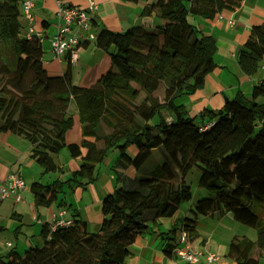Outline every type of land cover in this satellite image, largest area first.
Here are the masks:
<instances>
[{
	"label": "trees",
	"instance_id": "1",
	"mask_svg": "<svg viewBox=\"0 0 264 264\" xmlns=\"http://www.w3.org/2000/svg\"><path fill=\"white\" fill-rule=\"evenodd\" d=\"M21 1L0 0V131L26 139L42 174L67 170L55 160L61 149L82 161L64 180L32 182L34 204H50L63 186L84 188L96 181L112 148L115 186L101 199L95 230L72 208L67 224L43 223L40 243L23 253L10 249L0 264H128L135 239L190 200V214L158 232L164 254L178 245L177 230L190 243L199 236V214L220 218L229 210L256 229V238L233 234L225 255L235 264H264V76L249 95L238 90L218 110L203 108L198 116L178 101L202 87L216 64L215 37L200 31L189 15L214 18L242 0H151L141 15L158 17L159 24L122 31L100 27L92 42L112 45L110 65L88 86L72 83L68 66L61 75L47 74L43 36L21 34ZM236 60L247 76L263 71L264 21L250 28ZM149 76L156 81L150 90ZM70 106L80 122L79 143L65 140L73 123ZM131 146L136 149L129 154ZM191 168L199 172L197 186L206 190L194 198L185 180ZM62 206L70 207L61 197Z\"/></svg>",
	"mask_w": 264,
	"mask_h": 264
},
{
	"label": "crops",
	"instance_id": "2",
	"mask_svg": "<svg viewBox=\"0 0 264 264\" xmlns=\"http://www.w3.org/2000/svg\"><path fill=\"white\" fill-rule=\"evenodd\" d=\"M90 1H93L97 6L90 28L94 33L100 27H106L112 31H122L135 24L152 26L161 22L158 17L141 15L142 7L151 0H32L33 19L31 24L34 33L43 36L41 45L45 42L44 45L48 51L47 55L42 53V62L47 74L50 76L61 75L68 66L72 83L82 86L90 85L100 74L108 70L110 65L108 51L113 49L112 45L97 47L92 41L82 43L78 47V59L70 61L68 65L67 53L62 54L59 59L52 58L49 41L58 29L59 21L56 10L59 4L85 7ZM189 20L200 31L212 34L216 39L214 53L216 64L205 76L203 86L194 93L178 99L180 103L187 106L190 114L198 116V112L203 108L220 107L226 97L234 96L238 90L242 91L245 96L249 95L253 84L264 76V71L260 70L253 76L245 75L236 60L237 50L245 40L250 28L254 24L264 21V0H242L236 9L223 8L214 18L193 16ZM26 30L27 21L22 18L21 34L24 35ZM84 73H87L86 77L79 76ZM151 77L149 76L147 81ZM153 87L146 88L150 90ZM70 109L73 110V123L65 133V140L66 142L79 143L82 137L79 118L75 108L70 106ZM132 149L131 147V153ZM110 152H112L109 153L111 157L108 154L104 162L100 164L99 176L96 181L84 188L63 186L62 192L57 194L56 200L48 205L36 206L33 202L30 184L34 181L50 182L51 178L48 174H42L41 167L38 168L37 163L31 158L30 147L26 139L9 131H0V184L12 173L22 175L25 181L21 201H15L12 196L1 197L0 195V255L7 253L10 249L22 253L21 251L27 247L40 243L42 224L50 221L52 213L58 208V201L61 197L66 206L70 205L67 209L69 216L72 208H75L81 218L87 221L89 227L96 228L101 220V199L115 186L111 165L117 151L114 149ZM55 160L59 166L67 168L65 172L57 173V178L60 180L68 176L71 170L82 166V161L69 156L66 149H61ZM128 173L132 174V169L129 168ZM190 203H192L191 200L187 202L186 209L178 215L175 213L169 218H160L159 225L153 226L149 232L139 235L130 245L131 254L127 258V263L188 264L180 261L173 251L169 255L162 252V240L158 237V232L169 229L173 223L179 224L181 218L190 214L188 209ZM197 231L204 241L201 239L200 243H191L192 246L215 251L219 254V259L212 263L201 261L194 264H235L232 258L225 255L227 242L214 248L208 237L203 236L198 229ZM153 233L156 235L154 236ZM178 234L177 230L176 236Z\"/></svg>",
	"mask_w": 264,
	"mask_h": 264
},
{
	"label": "built area",
	"instance_id": "3",
	"mask_svg": "<svg viewBox=\"0 0 264 264\" xmlns=\"http://www.w3.org/2000/svg\"><path fill=\"white\" fill-rule=\"evenodd\" d=\"M32 6V0H22L20 3L21 17L27 21V30L24 33L26 37L32 35L41 36L39 33H34V28L31 24L33 19ZM96 8L97 6L93 1H90L85 7L58 5L56 10L57 20L59 21L58 29L53 33L49 41L52 58L59 59L62 54L67 53L70 61L78 59L79 45L93 41L95 38V33L90 28ZM68 32L74 33V35L67 37ZM260 67L264 71V60L261 62ZM24 187L23 177L17 173H12L0 184V195L1 197L12 196L15 201H19L21 200V190ZM69 221L70 216L67 208L64 206L58 207L51 215L49 227L54 228L58 225L67 224ZM177 240L179 242L174 247L173 253L184 263L194 264L201 261L212 263L219 259V256L214 251L193 247L187 240V235L183 230L179 231Z\"/></svg>",
	"mask_w": 264,
	"mask_h": 264
},
{
	"label": "rangeland",
	"instance_id": "4",
	"mask_svg": "<svg viewBox=\"0 0 264 264\" xmlns=\"http://www.w3.org/2000/svg\"><path fill=\"white\" fill-rule=\"evenodd\" d=\"M192 17H193L192 15H189V18H192ZM73 35H74V33L68 32V34L66 36L71 37ZM44 43L42 44V49L44 51L43 55H47L48 51L46 50V46L44 45ZM79 76L86 77L87 73L80 74ZM155 85H156V82H155V79L153 77H151L150 80H148L146 83V87L148 89H149V87H152V86L155 87ZM80 86H82V85H80ZM153 88H151V89H153ZM221 107H222V105L218 108H214V109L212 108L211 110L215 111ZM131 147H133L132 151L134 149H136L134 146H131ZM114 149L115 148H112L111 150H114ZM130 150H131V148L129 147V149L127 151L129 152V154H132ZM109 153H112V152L109 151L108 154ZM109 155L111 157V154H109ZM113 155H112V157H113ZM110 157H108V159H110ZM37 167L40 168V166L38 164H37ZM102 167H105V166H102ZM57 173L58 172H51V173H47V174L50 176V178H51L50 180L52 181V180L57 179V176H58ZM20 176H22V175H20ZM198 176H199V172L196 168H191L185 175V180L187 181V183L191 187L193 198L198 196V192L199 193H201V192L206 193V190L197 186ZM66 177L67 176L63 177L62 179L64 180ZM186 207H187V202L182 203L180 205L178 211L176 212V215H178V213H181L183 210H185ZM260 212L262 215V219L264 220V206L260 207ZM167 218H169V217H167ZM197 221H198L197 229L203 234V236L208 237V240H210V244L214 248H216V247L218 248L221 244H224L225 242L228 243V241L230 240V238L232 237L233 234L244 235V236H246L252 240H255V238H256V229L254 227L248 226L244 223H241V222L235 220L232 217L231 211H229V210H226L225 213L220 218H210L209 216L199 214L197 217ZM90 230H95V228L93 226H91ZM153 235L155 236L156 233H153ZM201 239H203V241H204V238H202V236L200 235V236L196 237L191 243H195V242L200 243ZM21 252L23 253V251H21ZM217 255L219 256V254H217Z\"/></svg>",
	"mask_w": 264,
	"mask_h": 264
}]
</instances>
